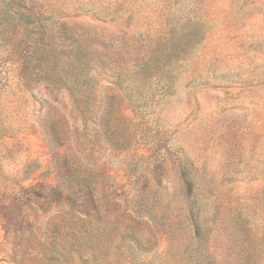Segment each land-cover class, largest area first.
<instances>
[{
	"label": "rangeland",
	"instance_id": "rangeland-1",
	"mask_svg": "<svg viewBox=\"0 0 264 264\" xmlns=\"http://www.w3.org/2000/svg\"><path fill=\"white\" fill-rule=\"evenodd\" d=\"M0 264H264V0H0Z\"/></svg>",
	"mask_w": 264,
	"mask_h": 264
}]
</instances>
